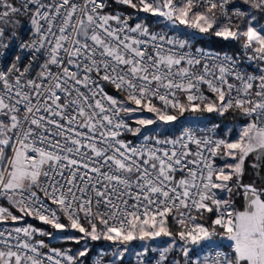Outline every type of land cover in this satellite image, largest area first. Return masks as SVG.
<instances>
[{
	"label": "snow or ice",
	"instance_id": "6c2138e0",
	"mask_svg": "<svg viewBox=\"0 0 264 264\" xmlns=\"http://www.w3.org/2000/svg\"><path fill=\"white\" fill-rule=\"evenodd\" d=\"M116 2L239 43L247 61L259 62L258 74L238 56L179 51L186 41L130 25V17L105 12L107 0H0V56L21 17L32 37L19 44L29 63L21 67L17 55L0 70V197L21 213L0 206V224L29 216L58 231L70 227L82 234L69 238L76 243L116 245L110 264L126 255L145 264L150 250L159 252L156 264H264V182L243 180L249 166L264 174V0H240L246 8L236 0ZM168 109L239 112L247 123L234 139L230 128L217 135L219 125L204 136L193 128L176 138L146 135L139 145L120 138L141 131L122 114L147 111L172 124ZM37 231L0 229V264H77L89 253H41L43 241L31 242ZM161 237L162 245L147 243ZM133 241L144 246L130 249ZM174 251L180 258H170Z\"/></svg>",
	"mask_w": 264,
	"mask_h": 264
},
{
	"label": "trees",
	"instance_id": "16d2710c",
	"mask_svg": "<svg viewBox=\"0 0 264 264\" xmlns=\"http://www.w3.org/2000/svg\"><path fill=\"white\" fill-rule=\"evenodd\" d=\"M236 3L241 7V8H246L247 6L240 4V0H236ZM129 13L132 15V22H142V23H146L149 27V31L150 32H154V31H164L167 34H175V35H180V37H183L185 39H187V35H183V34H179L177 33V31L165 26L164 24H162L159 20L160 17L157 16H150V15H145L143 14V12L137 11L135 9H130ZM21 21L23 22V24L25 25L27 22V19L24 17L20 18ZM192 34L194 33V36L191 35V38H189V40L192 41L194 46H200L203 48H207V49H211V50H215L217 53H224V52H229L236 44H238L237 42L234 41H224L222 38H218L215 37L214 35L210 34V33H205L202 36H197L195 35V32L193 29L190 28L189 30ZM105 91L112 96L117 97L120 100H123L124 97L121 93L116 92V90L112 89L109 86H104ZM210 98H212V96H209ZM154 103L158 106L161 107L162 105L157 103L156 101H154ZM128 107H132L135 108V105L132 104H128ZM169 112V114L172 115H177V111L172 110V109H168L167 110ZM188 113V112H187ZM146 115V117H150L151 115L148 112L144 113ZM200 115H204V121H203V125L206 124H212V125H219L218 128H216V131L218 133L219 136H223L225 129H232V133H231V137L232 139H234L237 135V126L238 125H242L245 121L241 118V115L239 112H228L226 113L224 116H220L218 113H201ZM123 118L127 121V123L133 128H139L138 125L133 122V115H131L130 117H126L127 115L122 114ZM135 117V116H134ZM165 126H168L167 124H165ZM161 128V124L159 126L158 123H154L153 125L147 127V128H142L140 133L138 135H134V138H143L146 135L152 136H158V137H174L179 129L180 126H178V124L174 123L172 124L170 127H164L161 128V131L158 130V128ZM151 130V131H149ZM158 130V131H157ZM150 132V133H147ZM252 179V178H251ZM244 183L248 182L249 178L246 177V175L243 178ZM237 201L241 202V198L238 197ZM3 204H7V203H3ZM3 207H7L9 208V210L11 212H13L14 215L17 216H21V213H19L15 208H13L11 205H7ZM20 221L22 224H25L27 227L28 225H30L33 228H36L38 230H45L46 225L44 224H40L39 222H37L35 219L30 218L29 216H24L22 217V219L18 220ZM210 222V221H209ZM61 223L64 224H68L69 222L66 221L62 216H61ZM5 224L8 225H13L15 224L14 222H6ZM172 230L175 231V225H172ZM53 234L52 237H46L45 235H40V234H35L34 236H36V238L40 239L41 241L44 242V244L48 247V248H52V249H56L59 250L61 252H68L71 255H77V252H79L80 250L84 249V248H88L89 249V253L87 256L85 257H77V262H85L87 260V258L89 257V255H91L92 253H95L96 251H103L106 254L107 257V261L111 262L112 258H111V251H108L111 247H113L114 245L111 244L108 241H91L88 239L85 240H81V243H76L74 241H64L62 238H65L67 236L71 237V238H76V237H81L82 234L77 232L74 229H69L67 228L66 230L63 231H58V230H50ZM57 234V235H55ZM62 235V236H61ZM84 243L85 246L84 247H80V245ZM135 244V241L132 242V245ZM164 244V242H163ZM152 253V251L150 250L148 255H150ZM175 251L172 252L170 254V256L174 255ZM147 255V256H148ZM180 258V256H179ZM132 260L131 258L129 259H124L123 261H118L117 264H132Z\"/></svg>",
	"mask_w": 264,
	"mask_h": 264
},
{
	"label": "built area",
	"instance_id": "2783aa9c",
	"mask_svg": "<svg viewBox=\"0 0 264 264\" xmlns=\"http://www.w3.org/2000/svg\"><path fill=\"white\" fill-rule=\"evenodd\" d=\"M13 2L15 3L16 0H13ZM131 8L122 4H119L116 2V0H107V6L105 8V12L109 13V14H119L122 16H127L130 17L129 19V24L134 26L136 23L138 22H132V15L129 13V10ZM29 28L30 25L28 24V22H26V24L23 27L22 32L19 34L17 32V35L11 39H8L7 42L10 44V47L6 50H3L6 52V55L4 56H0V70H3L6 66H8L11 62H15L14 58L15 56L19 55L21 57V60L18 62L19 65L21 67L27 65L29 63V59L31 56V53L28 52L27 50H21L19 48V44L22 40H28L31 39V34L29 32ZM153 33H161L164 34L165 36L172 38L174 40L180 41H186V48L183 50H179V51H191V52H195L196 49H203L206 52H210L212 54H217V52L215 50H211V49H207V48H203L200 46H194L192 41L190 40H186L183 37H180L178 35L175 34H167L164 31H154ZM165 47H171L168 45H165ZM151 50V49H150ZM177 50V49H174ZM220 54L221 57H223L224 55H228V56H238L239 60L241 62V64L244 66L245 70L251 74H258V68H257V64H259V62H249L246 59V56L243 53V50L240 48L239 43L236 44L229 52H224V53H218ZM210 62H214V61H210ZM38 71V67L36 65L33 66L32 69V75H35V72ZM103 84V86H109L112 89L113 86L106 84L104 82H101ZM202 88L205 90V94L208 96H212V93L208 92L206 90V86H202ZM115 90V89H114ZM156 102H158L159 104H161L160 101L155 100ZM241 118L247 122L246 118H244L243 116H241ZM124 119V118H123ZM125 120V119H124ZM125 122L127 123V121L125 120ZM128 124V123H127ZM129 125V124H128ZM130 128H132L129 125ZM185 128H193L196 130L197 135L199 136H204V135H209L211 134V132L209 130L214 128V125L212 124H206V125H201V126H189V125H181L176 133V135L174 137H158L160 139H165V138H176L178 137L181 132L185 129ZM216 134L218 135L216 129H215ZM121 139L125 140V141H129L131 142L133 145H139L141 143L144 142L143 138H134V135L131 132H127L125 131L123 133V135L120 137ZM149 144L154 143V141H148ZM194 147V146H193ZM216 164L217 165H222L218 159L216 160ZM42 195V194H41ZM47 202V201H46ZM3 203H7L9 204V202L4 199L3 197H0V206H2ZM51 207H55L54 205H52ZM62 216V215H61ZM63 217V216H62ZM64 218V217H63ZM66 221H68L66 218H64ZM15 227H27L25 224H22L20 221L15 222V224L13 225H8V224H0V229H11V228H15ZM37 241H41L40 239L36 238L35 236H33V240L31 241L32 243H36ZM44 243V242H43ZM52 248H48L47 246L44 248H41L40 251L41 253H45V254H49V255H54L53 252H51ZM195 251L199 252L200 249H195ZM101 252L102 251H96L95 253H92L91 255H89V257L87 258V260L83 263V262H77V264H97V261H101L102 264H109V262L107 261V257L106 254L104 253L103 256H101ZM203 255V253H202ZM158 256H159V252H155V253H151L148 256H145L143 259L145 261V264H156V261L158 260ZM180 254L178 251H176L174 253V255L170 256L171 257H176L179 258ZM56 259H61L60 257H56ZM46 264H50V262L46 261ZM62 264H67L66 261H62ZM132 264H137L136 261V257L133 258L132 260Z\"/></svg>",
	"mask_w": 264,
	"mask_h": 264
},
{
	"label": "rangeland",
	"instance_id": "374dc122",
	"mask_svg": "<svg viewBox=\"0 0 264 264\" xmlns=\"http://www.w3.org/2000/svg\"><path fill=\"white\" fill-rule=\"evenodd\" d=\"M143 14H145V15H150V16H152L151 14H149V13H144L143 12ZM162 24H164L165 26H167V27H169V28H171V29H173V30H175V31H177V33H179V34H183V35H187V39L186 40H189V38H191V35L192 36H194V33L192 34L189 30H190V28H187L186 26H184V25H179V24H177V25H172L171 24V22H169V21H166L163 17H160V20H159ZM22 24H23V22H22ZM23 27H24V24H23ZM23 27H21V28H18V29H16V31L20 34L21 32H22V30H23ZM194 30V32H195V35H197V36H202V35H204V34H201V33H199V32H197L195 29H193ZM180 36V35H179ZM190 41V40H189ZM158 103V102H157ZM136 107V106H135ZM145 112H147V111H136V112H134V113H131V114H125V115H127L126 117H130L131 115H133V122H135L137 119H153V120H155L156 121V123H158L159 124V126H160V124H161V128H164V127H170L172 124H174V123H176V124H178V126H181V125H189V126H201V125H203V121H204V115H200L201 113H207V112H197V113H192V112H185L183 115H180L178 112H177V120L175 121V122H173L172 124H167L168 126H165V124L162 122V121H159L158 119H157V117L155 116V114H153V113H149L151 116L150 117H146V115L144 114ZM135 116V117H134ZM247 122H244L242 125H238L237 126V133H238V131H239V129H240V127H242L244 124H246ZM138 125V124H137ZM138 127L140 128V129H142V127L140 126V125H138ZM161 128L159 127L158 128V130H160L161 131ZM157 130V131H158ZM149 131H151V130H149ZM147 133H150V132H147ZM149 136V135H148ZM152 136H154V135H152ZM251 159V158H250ZM228 163H231L232 161H227ZM221 163L223 164V163H225V161H223V160H221ZM245 175H246V177H248L249 178V180H248V182L249 183H251V182H253V179H255L256 181H257V183L259 184V183H262V182H264V181H261L260 180V176L261 175H264V174H262V173H259V172H254L252 169H251V167L249 166L248 168H247V170H246V173H245ZM252 178V179H251ZM222 195H223V193H221ZM238 202V203H237ZM236 203H237V205L238 206H240V207H242V205H243V201H242V198H241V202H239V201H236ZM2 205H4V206H7V205H10V204H2ZM30 218H33V219H35L37 222H39L40 224H44L43 222H41L39 219H36V218H34V217H30ZM7 222H11V220H9V221H7ZM44 225H46V228H45V230H38L36 233H34V235L35 234H39L40 232H43V233H45V236L46 237H52V232L50 231L51 229H53V230H56V229H54L51 225H47V224H44ZM28 226H30V225H28ZM33 228V227H32ZM34 229H36V228H34ZM69 229H71L70 227H69ZM47 234H50V235H47ZM55 235H57V234H55ZM62 236V235H61ZM36 237V236H35ZM70 237L69 236H67V237H65V238H62L64 241H67V240H69V241H74L75 242V240L74 239H69ZM81 240H85V239H81ZM81 240H80V242L79 243H81ZM168 240V238H166V237H161L159 240H157V241H149V242H147L149 245H162L163 244V242L165 243L166 241ZM111 243V242H110ZM85 246V244L84 243H82L81 245H80V247L82 248V247H84ZM144 246V242H141V241H135V244H130V245H128V247L130 248V249H134V250H141L142 249V247ZM115 247H117L116 245H114L113 247H111L108 251H111L112 249H114ZM119 247H123L122 245L121 246H119ZM176 252V251H175ZM78 253V252H77ZM111 253V252H110ZM111 258L113 259V257H112V255H111ZM129 259V258H131V259H133V258H135V255H126V257H125V259Z\"/></svg>",
	"mask_w": 264,
	"mask_h": 264
},
{
	"label": "flooded vegetation",
	"instance_id": "af4514ba",
	"mask_svg": "<svg viewBox=\"0 0 264 264\" xmlns=\"http://www.w3.org/2000/svg\"><path fill=\"white\" fill-rule=\"evenodd\" d=\"M253 180H255V179H253ZM245 183H249V182H245ZM237 198H238V197H236V201H237ZM237 203H238V202H237Z\"/></svg>",
	"mask_w": 264,
	"mask_h": 264
},
{
	"label": "crops",
	"instance_id": "0c3cea01",
	"mask_svg": "<svg viewBox=\"0 0 264 264\" xmlns=\"http://www.w3.org/2000/svg\"><path fill=\"white\" fill-rule=\"evenodd\" d=\"M218 161L221 163V160L220 159H218ZM222 164V163H221ZM220 195H222V194H220Z\"/></svg>",
	"mask_w": 264,
	"mask_h": 264
}]
</instances>
